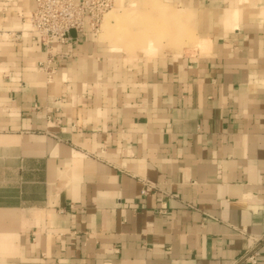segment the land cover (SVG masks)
Segmentation results:
<instances>
[{"label": "crops", "instance_id": "crops-1", "mask_svg": "<svg viewBox=\"0 0 264 264\" xmlns=\"http://www.w3.org/2000/svg\"><path fill=\"white\" fill-rule=\"evenodd\" d=\"M122 1L0 0V264H264V0Z\"/></svg>", "mask_w": 264, "mask_h": 264}, {"label": "built area", "instance_id": "built-area-1", "mask_svg": "<svg viewBox=\"0 0 264 264\" xmlns=\"http://www.w3.org/2000/svg\"><path fill=\"white\" fill-rule=\"evenodd\" d=\"M30 30L36 34L42 46L51 49L54 43L72 39V33L83 32L85 27L97 32L103 15L111 9L114 0H34ZM39 64L48 74L53 73L52 62ZM145 192V190H142Z\"/></svg>", "mask_w": 264, "mask_h": 264}, {"label": "rangeland", "instance_id": "rangeland-1", "mask_svg": "<svg viewBox=\"0 0 264 264\" xmlns=\"http://www.w3.org/2000/svg\"><path fill=\"white\" fill-rule=\"evenodd\" d=\"M138 6V4L136 2H123L122 0H114L113 1V6L111 7V9H109L104 15L103 18L99 24V28L97 30V32H101L103 31L105 28H126V26H128V23L130 22L129 19L126 18H118L117 17V10L118 9H122V8H131V9H135ZM138 9V8H137ZM124 10V9H122ZM111 23H114L113 26H111ZM118 26V27H117ZM126 36V35H125ZM142 37V36H140Z\"/></svg>", "mask_w": 264, "mask_h": 264}]
</instances>
